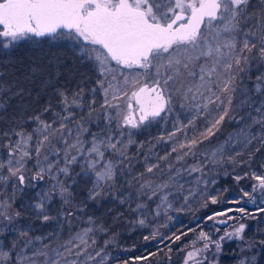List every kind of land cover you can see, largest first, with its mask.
Wrapping results in <instances>:
<instances>
[{
    "label": "snow or ice",
    "instance_id": "obj_1",
    "mask_svg": "<svg viewBox=\"0 0 264 264\" xmlns=\"http://www.w3.org/2000/svg\"><path fill=\"white\" fill-rule=\"evenodd\" d=\"M29 42L35 46L55 43L67 48L75 60L69 65L56 55L44 67L29 68L23 80L29 85L38 81L57 97L56 105L49 100L40 114L30 116L25 115L29 88L20 79L9 84L0 73V264H90L97 258V264H107L109 257L103 248L96 250L95 237L97 231L106 229L97 227L93 217H88V227L70 232L67 239L62 238V227L32 235L31 225L25 227L20 221L31 215L44 223L63 218L70 225L76 211L86 207L84 201L75 202L68 183L76 184L75 176L81 173L91 181L87 201L109 194L116 186L119 166L137 143L133 130L167 123L175 115L173 130L156 140L174 141L178 133L183 140L176 141L163 160L171 153L177 154V161L195 156L200 144L232 122L239 125L235 136L241 150L228 156L227 163H240L235 157L253 141L264 147V0H0V55ZM77 60L87 64L95 77L79 72ZM64 76L76 79V86H62ZM13 100H18L16 108ZM49 112L51 118H43ZM29 121L35 124L31 130ZM198 121L203 128L197 127ZM92 125L98 131L92 132ZM189 129L194 130L191 136ZM232 140L230 133L225 143ZM223 151V147L214 151L211 162L224 164ZM252 158L250 154L249 161ZM76 165L80 172L74 174ZM158 168L159 164H152L146 171ZM251 178L258 183L243 195L255 204L253 194L259 192L264 204V174L253 171ZM39 182H47V187L40 188L21 208L14 207ZM167 187L166 183L157 185L152 195ZM9 188L11 193L5 196ZM145 188H152V183L140 185L141 191ZM57 196L61 210L53 216L50 205ZM167 199L163 196L162 203L170 208ZM210 199L212 204L218 202L215 196ZM120 203L126 200L120 198ZM146 207L137 204L136 210ZM258 211L264 212V207ZM138 223L144 226L146 221L139 219ZM246 227L241 223L217 240L201 231L197 240L204 241L203 247L188 252L184 264L213 248L209 264H218L222 242L233 238L245 241L235 257L237 264H262L264 240L246 241ZM150 239H156L155 232L144 237ZM180 239L175 236L176 241ZM113 242L114 238L107 240L104 246ZM135 260L148 261L149 256ZM197 264L204 261L197 260Z\"/></svg>",
    "mask_w": 264,
    "mask_h": 264
},
{
    "label": "trees",
    "instance_id": "obj_2",
    "mask_svg": "<svg viewBox=\"0 0 264 264\" xmlns=\"http://www.w3.org/2000/svg\"><path fill=\"white\" fill-rule=\"evenodd\" d=\"M3 51L9 53L8 55H0V73H4L3 79L9 84L20 79L22 84L31 91V96L25 98L28 105L25 115L40 114V109L49 100L56 105L57 97L52 95L50 91L42 89L38 81L35 84H27L23 77L31 66L44 67L56 55L63 56L71 65L75 60L72 53L67 48H58L55 43L35 46L30 42ZM76 65L79 72L87 73L92 78L95 77V73L87 64H80L77 60ZM76 83V79H70L67 76L62 77L60 81L62 86L69 89L74 88ZM17 104L18 100H13V108H16ZM243 114V112L239 113V115ZM43 118L50 119L51 113H45ZM174 119L175 115L170 117L167 123L163 121L154 122L145 128L133 130L134 139L137 143L129 148V159L119 166L116 186L103 198L97 201L86 200L91 181L82 173L80 176H75L76 184H71V180H69L68 183L75 194V202L80 204L84 201L86 207L82 212L76 211V215L71 218L70 225L65 223L63 218L60 221L44 224L50 225V223L58 222L59 225L56 228L62 227V238L67 239L70 232L74 234L76 231L88 227V217H93L97 227L103 225L106 229L103 232L97 231L95 237L98 242L96 250L103 248V253L109 257L107 264H123L124 261H128L129 264H182L184 256L191 248L197 234L211 228L222 230V225L225 224L219 223L218 220L221 218H225L226 224L230 227L241 222L246 224L247 227L243 234L246 241L264 240V212L258 211V208L264 207V204L261 203V198L255 196V193L253 194L256 200L255 204L243 195L244 191L251 192L252 187L258 183L251 178V173L254 171L257 175L264 174V147H261L259 141H253L247 148L242 149V155L235 157L240 163L235 165L227 163L228 156H234L236 151L241 150V145L236 143V139H234L235 133L239 131V125L235 122L226 123L216 136L200 144L196 149V155L192 156L193 159H191L195 160L198 156L200 159L197 160L206 162L209 149L224 144L228 153L225 155L226 162L219 168L222 171L219 170L218 174L210 176L211 180H216V182L211 186H209L210 184L207 185L204 191L192 194L188 198H186V193H181V189H179L177 191L179 198L172 201V208L156 215L154 199L149 196L150 188L141 191L140 185L146 181L162 184L167 182L172 177L171 175H174L178 164L175 162L176 153H171L167 160H163L161 157L171 152V147L175 141L168 144L165 141L157 142L156 140V137L166 136L168 132L173 130ZM180 119L185 120V116L181 115ZM28 127L31 130L35 124L29 121ZM197 127L203 128L202 121L197 122ZM91 130L98 131V128L96 125H92ZM256 130L253 129L254 132ZM193 131V129H189L188 135L191 136ZM230 133L233 134V140L225 143ZM179 138L180 136L176 141H180L181 138ZM141 143L144 145L143 148L139 147ZM257 147H261L260 152H255ZM250 154L253 158L249 161ZM181 162L184 161H180L179 164ZM152 164H159V168L149 173L146 171V167ZM209 169L208 165L201 169L203 176L207 172L209 173ZM73 172L74 174L80 172L79 165L73 166ZM140 173L144 174L143 177L140 176ZM245 173L248 175L245 176ZM236 176H245V178L237 181ZM105 191L109 192L108 189ZM5 193L10 194L11 188L7 189ZM31 193L32 191L28 189L24 197L16 200L14 207L21 208L24 203H28ZM213 196L218 199L216 204L211 203L210 198ZM120 198L125 199L126 203H120ZM137 204H144L147 207L136 210ZM52 206L50 215L55 216L61 210L58 196L54 198ZM241 207L245 209L244 212L236 211ZM228 209L232 211H227ZM220 212L226 214L214 215ZM208 216H214V219L209 220L207 219ZM228 217L233 218L228 219ZM139 219H145L144 226L139 225ZM39 222L40 220L31 215L25 216L20 221L24 226L31 225L32 229L33 227L39 228ZM153 232L156 233V239L145 241L144 237L151 236ZM176 235L181 236L179 241L175 240ZM113 238L114 242L105 247L104 242L113 240ZM243 242L245 241L231 240L225 244L224 256L222 257L224 263L236 261L235 257L238 255L240 244L243 245ZM169 247L172 251H169ZM150 253H157V255L150 256ZM137 256H149V260L138 262L135 260Z\"/></svg>",
    "mask_w": 264,
    "mask_h": 264
},
{
    "label": "rangeland",
    "instance_id": "obj_3",
    "mask_svg": "<svg viewBox=\"0 0 264 264\" xmlns=\"http://www.w3.org/2000/svg\"><path fill=\"white\" fill-rule=\"evenodd\" d=\"M250 86H251V84L249 83V87ZM91 131L95 132L96 130L95 131L91 130ZM179 136L181 138V139L180 138L179 139L183 140V134L178 133L177 137L174 139L175 142H176V140L178 139ZM86 138L90 139V137H86ZM234 139H237V138L234 137ZM164 141H165V143H168V144L172 142V141H168V140H164ZM223 145L220 144V146H215L213 148H210L208 153H207V158H206L207 161L206 162H202V161L197 160V159H200V157H198V156L195 158V160H191V159H193V157L192 156H188V157H186L183 160L184 162H181V164H179L180 161H177V159H176L175 162H177L178 164L176 165V169L174 171V175H171L172 177L167 182H165L166 184L169 185V187H167V188H165L163 190L157 189L156 190V195H154V196L152 195L153 189H156V186L157 185H161V184L160 183L154 184V183L151 182L152 183V188H150L149 196H150V198L152 197L154 199V203H155V206H156V211H159V213H160V212H162L164 210L166 211V209H171L172 208V201H174L175 199L179 198V196L177 195V193H178L177 191L179 189H181V193H186V195H187L186 198H188L192 194H195V193H197L199 191H204L207 188L206 187L207 185L210 184L209 186H211L212 184H214L216 182V180H214V181L211 180L210 176L218 174L219 170L222 171V169H219V168H221L224 164H217V163L211 162L212 159H213L212 158V153L214 151H216L217 149L223 147L224 151H223L222 155L224 156V158H226L225 155H227L228 153L225 150L226 146L225 145L223 146ZM218 155H220V154H218ZM176 156H177V154H176ZM206 165H208V167L211 170L209 169V173L207 172L204 176H203L202 170L199 171V172L191 171V169L193 167H199V168L202 169ZM212 178H214V177H212ZM165 183H162V184H165ZM46 187H47V182H41L40 185L37 187V189H30V191H32L31 197H34L35 193L37 191H39L40 188H46ZM6 195H8V194L5 193V196ZM165 195H167V197H168L166 203L167 204H171L170 208L166 207V204L162 203V197L165 196ZM255 196L261 198L259 192H256ZM158 205L160 206L159 208L157 207ZM52 207L53 206L50 205V209H52ZM221 220H225L226 221L225 218H221L218 221H221ZM241 223H237L235 225H232L231 227L229 225H227L226 223H224L225 225H222V228H221L222 230H216V229H212L211 228V229H208V230H206L204 232L209 233V235L212 237L213 240H217V239H219L220 236L224 235L225 232L234 231V229L239 227V225ZM46 225H49V224H44V222L40 221L39 222V228L33 227L32 235H45L48 232L59 231L60 230V227L56 228V226L59 225L58 222L50 223L49 226H46ZM25 227H27V226H25ZM198 235L199 234H197L196 237L194 238V241H196L195 245L192 244L191 248L186 252L182 264H184L185 259L187 258V253L188 252H195L196 249H200V248L203 247L204 241H198L197 240ZM232 240H238V239L233 238ZM229 241H231V240H227L226 239L224 242H222L223 243V250H222L221 253L217 254L218 257H219L218 264H237L236 261H234L232 263H224L223 260H222V257L224 256L225 244L227 242H229ZM239 241H241V240H239ZM244 244H245V242H243V245L240 244V247L244 246ZM97 250H99V249H97ZM214 251L215 250L213 248L210 251L200 253L193 260H189L188 264H197V260L204 261V264H209V262L212 259V255H213ZM105 256L107 257V255H105ZM205 256L208 257V260L204 259ZM98 261H99V258H97V261L90 262V264H97Z\"/></svg>",
    "mask_w": 264,
    "mask_h": 264
}]
</instances>
